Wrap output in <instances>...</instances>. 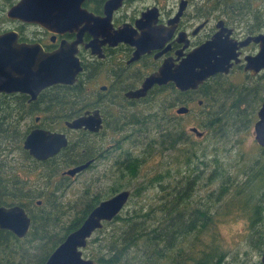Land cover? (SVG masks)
<instances>
[{"label": "trees", "instance_id": "16d2710c", "mask_svg": "<svg viewBox=\"0 0 264 264\" xmlns=\"http://www.w3.org/2000/svg\"><path fill=\"white\" fill-rule=\"evenodd\" d=\"M15 1L0 0V33L7 31L11 24L5 12ZM202 96L206 106L213 105L215 99L221 104L223 96L235 98V94L218 88L217 92L205 90ZM6 97L0 96L2 108ZM54 100L72 102L76 110L89 108L86 90L80 83L72 88H57ZM261 100L247 97L246 103L252 109L248 115L250 122L241 123L245 121L242 115L233 110L226 123L216 126L214 118L218 114L214 110L205 117L203 125H197L204 131L201 139L193 135L186 139L174 121L164 117V97L157 98L151 109L142 106L130 113L123 112L118 104L122 115L109 118L105 125L108 136L102 132L101 137L87 139L75 134L67 149L32 174L34 182L19 171L20 163L6 160L13 151L5 146L4 110L0 109V206L19 205L31 218V228L22 239L0 232V264H44L101 201L129 190L132 184L122 212L88 239L83 249L85 258L95 260L96 264H226L227 252L222 250L220 237L212 228L243 202L250 209L254 208L248 217L247 241L251 245L255 237L253 249L260 254L264 244V192L256 200L247 192L255 187L264 190V163L255 165L261 171L258 177L248 168L232 176L231 163L220 162L221 155L217 157L214 151L217 142L237 136L241 131H251L254 111ZM123 103L121 105L126 106ZM105 107V113L116 111L114 106ZM12 129L13 140H20V123L13 124ZM116 134L119 138L114 147L105 151V140ZM103 151L106 153L99 157L95 167L78 174L84 180L75 197L62 201L67 186L64 184L70 183V179H59L52 167L58 164L62 170L76 166ZM152 158L156 164L146 170ZM182 165L185 173H181ZM172 167H176L174 172ZM93 173L100 174L102 181L94 180ZM20 174L22 179L17 176ZM212 178L219 179L220 194L224 189L232 194L222 214L218 210L223 199H211L205 193L209 188L202 187ZM201 188L199 195L197 191ZM239 212L236 210L234 214Z\"/></svg>", "mask_w": 264, "mask_h": 264}, {"label": "flooded vegetation", "instance_id": "af4514ba", "mask_svg": "<svg viewBox=\"0 0 264 264\" xmlns=\"http://www.w3.org/2000/svg\"><path fill=\"white\" fill-rule=\"evenodd\" d=\"M109 1L85 0L82 8L100 19V22L91 21L87 24H82L78 27V30H73L72 32L54 33L37 25L10 21L11 24L8 30H15L19 34V42L39 44L48 53L56 50L62 40L67 42L75 41L78 31L85 28L81 38L82 42L78 44V52L76 54L80 61L82 72L79 73L73 85L57 84L50 86L39 92L35 99H32L28 94H0V96H7L3 98L5 101L3 103L4 108L0 106V109L4 110L5 146L13 151L6 160L10 163H20L19 171L28 175L27 179L31 180L32 174L38 172V168L43 163L58 157L67 149L73 139L76 138L75 134L85 136L87 139L101 137L100 134L102 132L104 133L103 135H108L105 125L108 124L109 118L114 119L115 114L122 115V112L117 109L118 104L123 112L130 113L135 108L142 106H147L151 109L157 98L164 97V117L174 121L187 139L191 135L196 136L189 131L191 127L186 131V127L179 117L195 113L198 118H201L198 124L203 125L205 117L217 110L218 116L214 118L217 126L218 124L226 123L230 112L234 110L240 113L245 120L240 121L241 123L250 122L248 115L252 109L246 103L247 97L251 100L262 99L254 111L251 128L253 131V126L258 120L257 111L264 101V69L255 75L244 70V58L256 55L258 52L259 45L253 41H249L243 47L238 46L237 53H240L239 62L231 61V67L227 73L222 72L211 76L199 85L196 90L180 91L176 89L174 84L169 83L163 86H153L146 96L139 99L128 98L126 94L139 89L144 80L157 72L165 61L170 60L174 65H178L187 57L189 52L199 48L219 33H221L220 36L223 39L225 38L224 36H228L229 40L237 44L263 36L264 0H150L149 5H141V8H137L136 5L146 0H121L118 5L112 8L108 7ZM124 29L132 31L136 36L142 38V46L139 52L135 47L123 42H118L115 45L108 43V35L114 36L115 32ZM101 41L106 43L100 44ZM92 43L97 44L98 47L91 49L89 46V48H85L86 45ZM236 72L243 75V81L239 84L229 83L227 79ZM81 77L84 79L81 80ZM97 79H101L103 82L99 86L95 85V88L92 84ZM78 83L86 90L89 108L76 110L74 108L75 104L72 102L54 100V93L57 88H72ZM217 88L228 90L230 93L235 94V98L230 99L223 96L221 104L215 99L213 105L206 106L205 97L202 96L203 91L217 92ZM123 101L126 106L121 105ZM105 105L114 106L116 111L110 112L108 110L105 113ZM234 105L236 107L233 109L232 106ZM175 107V114H173L172 111ZM181 108H186L187 113L179 114L178 110ZM195 108L196 112H194ZM95 110L99 111L102 119V128L99 132H89L83 128L79 130L68 128L67 123L83 116L87 112L91 114ZM153 114L155 113L153 112ZM17 122L20 123V128L22 129V138L14 141L12 126ZM193 127L204 133L201 128ZM35 130L62 134L65 136L67 145L61 148L54 156L46 160H37L24 147L27 137ZM202 137L196 138L201 139ZM103 146L105 147V143ZM113 147L114 145L105 147V151ZM258 147L260 151H264V147L259 145ZM90 149L91 146L89 147ZM105 151L98 153L93 159L85 163L66 169L60 170L59 165L56 164L52 167V171L59 179L63 177V180L66 177H69L68 179L77 177L78 174L70 177L65 175V172L86 163H89V166L83 171L92 169L97 164L99 157L104 156ZM260 153L264 154V152ZM249 172H252L254 177H258L261 174L257 166L251 167ZM17 176L22 179L21 174ZM54 179L53 176V182ZM66 184L67 182H65L64 186ZM38 204H40V201ZM15 206L19 205L0 206V208L8 209ZM19 207L22 208L21 206ZM23 211L25 212L24 209ZM1 231L14 235L4 229H0Z\"/></svg>", "mask_w": 264, "mask_h": 264}, {"label": "water", "instance_id": "95a60500", "mask_svg": "<svg viewBox=\"0 0 264 264\" xmlns=\"http://www.w3.org/2000/svg\"><path fill=\"white\" fill-rule=\"evenodd\" d=\"M85 0H16L5 12V18L11 22H21L37 25L54 33L72 32L88 22H100L82 8ZM121 0H110L108 7L112 8ZM85 28L78 31L77 39L72 42L62 40L60 46L51 53L45 52L39 44L19 42V34L15 30L0 33V94H28L32 99L43 89L57 84L73 85L79 73L82 72L80 61L76 57L77 46L80 44ZM127 29L118 30L114 36L108 35L110 45L118 42L129 44L140 51L142 38ZM215 35L199 48L189 52L187 57L178 65L170 60L165 61L157 72L151 74L135 91L128 92V98L139 99L146 96L153 86L174 84L180 91L196 90L199 85L217 73H227L231 61L239 62L237 50L253 41L259 45L258 52L244 58L246 72L255 75L264 69V35L248 39L242 43H235ZM101 41L100 44H105ZM144 44V42H143ZM98 47L92 43L85 48ZM239 46V47H238ZM142 52V51H141ZM179 114L187 113L186 108L178 110ZM258 120L253 126L254 141L264 147V101L257 111ZM72 130L84 129L89 132H99L102 128V119L98 110L85 113L83 116L67 123ZM196 137L203 136V132L196 127L189 130ZM67 145L65 136L52 134L42 130L32 131L27 137L24 147L37 160H46L57 154ZM89 166L74 167L65 172V175L74 177ZM131 192L121 191L112 197L101 201L86 217L75 231L71 232L59 244L45 264H96L95 260L84 258L82 249L88 239L103 224L112 221L126 206ZM31 227V220L19 206L0 208V229L10 231L15 236L23 238ZM261 264H264V244L261 255Z\"/></svg>", "mask_w": 264, "mask_h": 264}, {"label": "rangeland", "instance_id": "374dc122", "mask_svg": "<svg viewBox=\"0 0 264 264\" xmlns=\"http://www.w3.org/2000/svg\"><path fill=\"white\" fill-rule=\"evenodd\" d=\"M149 1L150 0L140 2V4L136 5V7L141 8V5H149ZM7 27L10 28V26ZM243 79V75L239 72H236L231 74L227 81L229 83L239 84L243 81ZM102 82L103 80L97 79L92 84V86H99ZM175 110L176 107L172 111L173 114H175ZM194 112H196V108L194 109ZM179 118L181 121H183L186 131H188V128L190 127L197 126L201 119L200 117L198 118L195 113ZM118 138V134L107 137L105 140V147L114 145V142ZM258 148V145L254 141L253 131L251 130L247 133L241 131L237 136L233 135L224 141L217 142L214 153H217V157L221 155L219 160L220 162H223V164L231 163L230 174L234 176L236 174H241L244 168H248L249 171L251 167L264 163V154L260 153ZM155 164L156 161L154 158H152L146 165V170L151 169ZM175 169L176 167H172V172H174ZM180 170L181 173H185V166L182 165ZM81 176L82 175H78L77 177L71 178L69 180L70 184H66L67 188L62 194V201H67L68 197L70 199L75 197V193L81 188V184L84 180V178ZM91 176L94 180H98L99 182L102 181L101 175L98 173H93ZM34 181L35 177H32V182ZM218 184L219 179L212 178L210 181H206L205 184H202V187L203 189L209 188L205 189V193H208L207 195H209L211 199H215L216 197H221L223 199L222 205L218 210V213L222 214L223 209H225L227 203L230 202L232 194H228L227 190L225 191V189L224 192L220 194ZM133 186L134 184L131 185L129 191L132 190ZM69 188L70 190L68 192ZM203 189L201 188L197 191L199 195L202 193ZM263 192V189L255 187L252 191L247 192V194L256 200L261 197ZM201 202L203 203L204 200L201 199ZM253 209L254 208L250 209L243 202L242 205L236 206L230 212H228L226 216H224L223 221L212 228V232L216 233L220 237V246L222 250L227 252L226 264H261L260 260L262 252L259 254L258 251L253 249L255 247L256 238H252L251 245L247 241L248 217L251 215V211H253ZM262 209H264V206ZM236 210L240 211L238 215L234 214ZM240 214H246V216H242Z\"/></svg>", "mask_w": 264, "mask_h": 264}]
</instances>
